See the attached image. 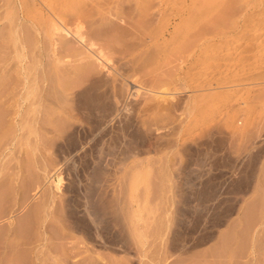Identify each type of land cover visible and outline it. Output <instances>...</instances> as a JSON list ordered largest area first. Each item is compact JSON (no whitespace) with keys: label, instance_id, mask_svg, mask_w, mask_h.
I'll list each match as a JSON object with an SVG mask.
<instances>
[{"label":"rangeland","instance_id":"rangeland-1","mask_svg":"<svg viewBox=\"0 0 264 264\" xmlns=\"http://www.w3.org/2000/svg\"><path fill=\"white\" fill-rule=\"evenodd\" d=\"M56 1L0 0V264H264V97L226 68L206 65L189 76L180 62L205 37L217 39L215 56L230 45L238 1L227 0L196 28L186 21L167 40L156 0L63 8L64 21L66 11L78 14L64 24L78 20L88 40L49 26ZM107 2L109 18L111 7L99 10ZM144 40L154 54L149 64L142 53L125 54ZM98 49L112 53L99 57ZM121 51L136 58H128L136 62L129 72L135 84L128 78L133 122L93 134L75 108L76 93L96 65L94 74ZM206 81L213 94L192 104V86L204 94ZM194 115L200 127L215 126L211 135L202 130L190 139ZM70 139L81 147L78 159ZM85 203L99 228L82 217ZM119 207L123 219L115 216ZM175 242L189 251H173Z\"/></svg>","mask_w":264,"mask_h":264},{"label":"bare ground","instance_id":"bare-ground-1","mask_svg":"<svg viewBox=\"0 0 264 264\" xmlns=\"http://www.w3.org/2000/svg\"><path fill=\"white\" fill-rule=\"evenodd\" d=\"M75 1H78L79 3L82 2V4H88L89 3L86 0H57L55 5H53L52 7H49L48 10H49V13L51 14L53 19H50L51 16H49L50 14L48 12H47V17H49L48 19L53 21L54 24L52 22H50V21H49L50 23L49 22L48 23H49V26L52 25L50 27H52V28L55 27L54 30H55L56 34H60V35H62L64 37L66 36V35H64V33L69 35V37H70V35H72V37L73 36L76 37V36H80L81 35V34H79L78 29L81 28L82 25L79 26V24H77V22H79L78 20H75V22L77 21L76 24L78 26L75 27L76 24L74 22L73 23L75 25L72 23L74 25V28H73L72 24L71 25L67 24V23L64 24L66 21H68V18L70 20V17L72 16L71 14H73L72 17H74L77 13H71L70 10H69L70 8H69L68 11L70 13H68L66 11V13H67L66 15H70V16L69 17L67 16V20L64 21L66 18L64 17L65 14L63 13V8H64V12H65V9H67L66 7H68V5L71 6V4L73 5V3ZM127 1H130V0H127ZM139 1L140 0H138V2ZM146 1L148 2V0H144V1L141 0L140 3L144 4L143 2H146ZM153 1L155 2V0H153ZM226 1L227 0H156V2H157L156 3V7L159 10L158 12L161 13V14L159 13V15L162 17V19L160 18V20H162L161 21L162 25H163L162 28H164L163 34H162L163 39L167 40L169 38H174L177 35V33H179V31L181 30L183 24L186 21H188V20H190L192 22L191 24H193V26L195 28L198 27L201 23L211 20L212 17L214 16V14H217L221 10V8L224 6ZM237 1H238L237 5L239 7V9H237V10L239 12H238V15H237L235 21L233 20V23L230 24V45H226L225 46L226 48L224 47V50H222L219 54H217L218 56L217 55L215 56V55H213L211 53H212V50L214 49V47L216 45L215 41H217V39H214V37H205L203 40L201 39V41H199L198 44L197 43L194 44V46H196V45L197 46H196V48L193 46L194 50L192 51L193 53H191L192 55L190 56V58H188L186 61L183 60V61H180V62L181 63L182 62L185 63V65L188 67V69L186 68L187 69L186 71L188 72V75H189V73L190 74L191 73H195L193 69H196V68L200 69V67H203V66L205 67L206 65H207L206 67H208V65H210V67L212 66V68H214V69L215 68H218V69L226 68V69H228V70L233 72V76H232L233 78L242 79V81L246 82L251 88H253L260 97H264V0H237ZM70 2H72V3H70ZM84 2H86V3H84ZM99 2H101V1L97 0V3H99ZM104 2H105V0H104ZM134 2H135V4L138 3L137 0H135ZM230 2H231V0H230ZM92 3H95V2L92 1ZM97 3H95V4L100 6V4H97ZM110 3L112 4L113 2H110ZM174 3H177L180 6L178 8H176V9H174V10L168 11L169 5H174ZM95 4H94V6H95ZM106 4L108 5V2ZM142 4H140V5H142ZM107 5L103 6V4H102L101 8H103V7H109L110 8L111 7V6H109V5L107 6ZM117 5H120V4H117ZM98 6H95V8L98 7ZM116 6L114 5V7H113L115 10H116ZM72 8H71V10L73 11ZM111 9H112V7L109 10L108 9L106 10L104 8L103 9H99V10H102L103 12L106 10L105 11V16H107V15L109 16V15L112 14V12H109V14L107 12L110 11ZM95 10H97V9H94V16L99 15V17L101 18V16H100L101 12L98 10V12H100V13L95 15ZM59 11H61L62 13L61 12L58 13ZM113 14H116V13H113ZM77 15L74 18H76ZM102 15H103L102 19L104 20V17H105L104 13ZM114 16H116V15H114ZM72 17H71V19H72ZM119 18H120V16H119ZM77 19H79V18H77ZM120 19H122V18H120ZM125 20H127V19H125ZM123 21H124V18H123ZM81 22L83 23V21H81ZM53 25H54V27H53ZM93 27L94 26H92L91 28H93ZM87 29L89 30V28H87ZM54 30H53V32H54ZM94 30H96L95 27H94ZM91 31H93V29ZM43 34L45 35V33H43ZM83 34H84V32H83ZM56 36H59V35H56ZM82 36H85V35H81V37ZM53 37H55V36L53 35ZM81 37L80 38L78 37L76 39L80 40ZM82 38L86 39L87 37H82ZM88 38L86 40H88ZM144 39H145V37H144ZM148 39H150V38H148ZM54 40H56V39H54ZM61 40H62V38L60 39V42H61ZM142 40H140V42ZM57 41H55V42H57ZM64 41L62 40V42H61L62 43L61 44L62 47H63V44H66V41L65 42ZM83 41H85V40H83ZM83 41H81V42H83ZM89 41H90V39H89ZM104 41H106V40H104ZM220 41L223 44H227L228 43V42H226V40H220ZM146 42L144 40V43H140L139 45L138 44L136 45V43H135L134 45H136V46H134L132 44V46L129 47V45H128L125 48L126 49L125 50V54L128 56L130 54H133V52H137V53L139 52L138 54L142 53L141 56L138 57V58L139 59L141 58L144 63H148L149 64L150 62H152L154 60V57L152 58V56L154 54H153V51H152V53H151V51H149L150 50V48L148 47L149 46V44H148L149 42L148 43H146ZM92 43L94 44V41ZM50 44H51V42H50ZM72 44H73V42H72ZM74 44H75V42H74ZM95 44H98V42L95 43ZM67 45H69V44H67ZM55 46H56V44H55ZM61 46H60L61 50L62 49L64 50V48H62ZM94 46H97V45H94ZM58 47H59V45H58ZM65 47H66L65 50H67V47H69V46L65 45ZM71 47L68 48V50L71 49ZM83 47H84V45H83ZM97 47L99 48V46H97ZM100 47H101V45H100ZM75 48H76V46H75ZM89 48H91V47H89ZM104 48H103V50H106V48L105 49ZM141 48H143V49H141ZM144 48H146V51H145ZM58 50H59V48H58ZM72 50H73V48H72ZM80 50L82 51V49H80ZM103 50H102V52H100L99 49L96 50L99 53H101V55H102V56H99L97 54L99 57H104L107 54V52L105 54V51L103 52ZM110 50H109V52H110ZM139 50L142 51V52H140ZM78 51L79 50H77V52ZM81 51H79L78 53H80ZM122 51H121V53H122ZM71 52H73V51H71ZM68 53H69V51H68ZM103 53H104V55H103ZM114 53L115 52H113V54ZM71 54L73 55V53H71ZM91 54H92V52H91ZM91 54H89V56H91ZM110 54L108 56L106 55L107 58L110 57ZM151 54H153V55L151 56ZM64 55L65 54H63L61 56L64 57ZM118 55L122 56L123 53H122V55H120L118 53ZM69 56H71L70 53H69ZM92 56H93V54H92ZM111 56H114V55H111ZM119 56H117L116 60H114L112 62L113 64H111V61H110V64H108V62H109V60L111 58L109 60L106 59V60H108L106 63L109 66H103V64L101 62V65L104 68H102V67L99 68V70H101V71H99L98 73L96 72V74H94V71L95 70L97 71L96 67L98 66V65H96V63H93V64L96 65L95 70L94 71L91 70V72H93V75H91V73L89 74L90 71H88L89 75L86 74V71L88 69L85 68V74L88 75L87 77H90V75H91V77H90V79L89 78L85 79L86 77L84 76L85 77L84 79L88 80L87 81L88 83L86 85L85 82H84V84H82L84 87L82 86L83 88L80 89L76 93V99L74 101L75 105H76L75 108L78 110V112L80 111L83 114L82 117H84L85 125L88 126V128L90 129V132H92L93 134H96V133L99 134V135L103 134V133L107 134L106 132H108L110 129H112L113 126L115 127L116 124H118L119 126L123 122H126V124H128L129 121L131 120L132 116H133L132 115L131 118H130V115H131L130 112L132 111V110L130 111V108H131V106L133 107V105L135 106V103H133V105H131V103L133 102V98H134V100H136V98H135L136 97V95H135L136 92L133 91V88L135 87V85L132 86L130 84V82H129L130 78H131V81H132V78L134 76L131 74L132 77L129 78V76H131V75H129V72L135 66L136 62L133 61V60H136V58L133 59L131 57L132 56L131 55L128 58L130 59V57H131L133 60H128V58L125 57L124 55H123L124 57L122 56L121 58H119ZM114 58H115V56H114ZM138 58H137V60H138ZM59 59H60V57H59ZM111 60H113V59H111ZM99 62H98V64H100ZM84 65H85V63H84ZM81 66H83V65H81ZM181 66H182V64H181ZM182 68H183V66H182ZM91 69H92V67H91ZM189 69H192L193 71L189 70ZM202 69L203 68H201L200 70H202ZM189 71H192V72H189ZM197 73L200 74V72H198V71H197ZM82 75H84V74H82ZM184 75H185V73H184ZM196 76L198 77V75H195V76L193 75L194 78ZM185 77H187V75ZM128 78H129V80H128ZM193 79H191V80H193ZM209 79H211V78H209ZM212 80H214V78ZM212 80H211V83H212ZM207 81H206V85L208 84L207 87H209L210 84L207 83ZM134 82L132 81V83H134ZM136 83H137V81H136ZM78 84H81V83H78ZM139 85H140V83H139ZM78 86L80 87L81 85H78ZM196 86L197 85H195L194 88L192 86V88H191L192 91L190 93V96L192 94L193 103H192V98H190V97L189 98L191 99V103L192 104H194V102H196V104H197V102L199 101L201 96H204V95L207 96V95L211 94V92L213 94L214 89L212 91V89H210L211 87H209L208 89H205L204 90L205 93L202 94L201 90L198 89ZM142 88H143V85H142ZM213 88H215L214 85H213ZM181 90H182V87H181ZM182 93H183V91H182ZM146 94H148V93H146ZM134 95H135V97H134ZM145 99H147V98H145ZM196 106L197 105H195L194 107H196ZM191 107H192V105H191ZM196 108H194L195 112L199 111V110H196ZM193 112H194V110H193ZM132 114H135V113H133V111H132ZM193 114H195V113H193ZM196 114H197V112H196ZM197 115H199V114H197ZM195 116L196 115H194V118L189 121L190 122L189 123L190 129H189V127H188V129L192 133L191 135H193L192 137H191V135H189L190 139L191 138L193 139L194 137L195 138L198 137L199 136V132L202 131V130L205 132V134L207 133L208 135H211V133H212L213 129L215 128V126L213 124L209 123V124L205 125L204 127H200L199 126L200 123L197 122V120L195 119ZM131 121L133 122V120H131ZM199 121H200V119H199ZM132 122H131V124H132ZM212 123H214V122H212ZM131 127H133V125ZM92 136H94V135H92ZM195 138H194V140H195ZM72 139H74V138H72ZM73 141L71 140L70 143H72ZM143 141H144V139H143ZM67 145H70L69 142H68ZM72 145H73V147L67 146L69 150L71 149L69 153L72 155V157L73 156L77 157L79 155L80 151H81V149H79L81 147H79L80 145L79 146H75L74 143H72ZM76 145H78V144H76ZM133 155H135V154H133ZM78 157L75 158V159H78ZM84 187H85V185H84ZM68 200H70V199H68ZM83 200H85V199L83 198ZM68 202H70V201H68ZM88 203H90V202H88ZM88 203L87 204L85 203L86 205H83L82 208L79 206L81 208V212H82V215H83L82 217H84L85 220L88 219L90 224H92L93 226H96V227L99 228V226H100L99 222L100 221L97 220L96 218H94V216H96V215L93 214V216H92V213H91L90 208H89L90 206H87ZM70 206L72 207L71 208L72 212H74L73 210L77 211V209L79 208V207L77 208L76 205H75L76 209H74L75 208L74 206H72V205H70ZM70 206H69V208H70ZM115 211H116L115 212L116 218L119 219L121 217L123 219V217H122L123 215H120V207L117 208ZM73 214H71V215H73ZM78 220H80V219H78ZM81 224H82V222H81ZM101 224H103V223H101ZM98 237H99V235H98ZM115 240H117V239H115ZM111 242H113V241H111ZM171 247H172V250L177 252V253H186V251H189V249H188L189 246L186 243H183V242H180V243H178V242L176 243L175 242V244H173V246H171Z\"/></svg>","mask_w":264,"mask_h":264}]
</instances>
